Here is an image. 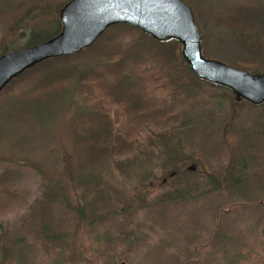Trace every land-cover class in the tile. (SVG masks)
I'll list each match as a JSON object with an SVG mask.
<instances>
[{"label":"rangeland","instance_id":"1","mask_svg":"<svg viewBox=\"0 0 264 264\" xmlns=\"http://www.w3.org/2000/svg\"><path fill=\"white\" fill-rule=\"evenodd\" d=\"M67 1L0 0V52L27 46L30 31L59 20ZM251 1L257 0L185 1L205 57L242 69L234 63L246 53L214 19ZM259 62L255 72L264 73V57ZM83 66L52 78L53 91L36 95L32 87L44 84L27 82L4 100L0 174L12 176L14 192L0 189V264H227L237 255L246 259L238 264H251L255 233H261L253 226L264 223V107L200 80L177 96L184 103L174 116L159 115L160 127L154 118L142 129L129 125L130 154L120 140V155L90 161L71 124L90 109L79 83ZM108 111L118 133L120 115L115 105ZM88 124L81 131L94 130ZM230 128L235 135H226ZM242 131L252 147L239 154L234 145ZM171 149L175 153L167 154ZM232 158H247L238 173L246 182L241 186L228 177ZM249 203L263 206L250 209Z\"/></svg>","mask_w":264,"mask_h":264},{"label":"trees","instance_id":"2","mask_svg":"<svg viewBox=\"0 0 264 264\" xmlns=\"http://www.w3.org/2000/svg\"><path fill=\"white\" fill-rule=\"evenodd\" d=\"M185 1L192 6L196 2H202V0ZM214 20L218 25L227 29L233 41L246 53V58L238 59L234 65L253 72L261 71L257 66L264 57V3L262 0L239 4L230 9L229 14L217 16ZM50 25H53L52 29L49 28L44 32L39 31L40 26L49 27ZM36 27L28 35L27 46L54 36L60 30V22L55 20ZM201 47L204 55L205 47L202 34ZM5 52L7 51L3 50L0 54ZM78 64L84 65L85 68L79 73V83L86 89V102L90 109L88 108L77 117L75 116L71 124L74 133L77 135L76 146L84 149V152L91 159L90 161L99 157L114 159L120 155L121 151L118 149L121 146L120 140H124L126 148L129 147L128 143L131 140L128 137L126 139L125 134L129 125L136 124L137 128H133L134 130L142 129L152 124L153 122H149V120L154 118V122H156L154 124L157 125L155 128L160 127L158 126L161 122L159 115L174 116L175 110L177 108L182 109L181 104L184 103V99L181 97L182 102H180V98L177 96L180 93H190L194 90L192 84H199L202 81L193 75L182 58L181 44L178 41L173 39L157 41L132 25L119 23L108 27L89 47H85L77 53L45 59L14 77L0 91V121L5 111L4 100L7 95L12 93L13 86L19 88L27 82H29L28 84H36L41 80L42 85L44 84L42 88H37L36 85L32 87L36 89L34 91L36 95L38 91H53L54 81L52 78L59 77L65 71H78ZM95 90L101 93V98L97 97ZM113 105H115V112L120 115L118 117L121 119L118 133L113 132L112 124L114 122L111 121L108 111ZM250 107H264V103L261 105L250 103ZM174 118L176 120V115ZM85 122L87 124L92 123L94 130L86 128V131H81L80 125L85 124ZM88 125L90 126V124ZM1 127L0 122V134ZM120 129L125 134H122L124 138H121ZM240 134L242 141H239L238 137L234 145L237 148L236 152L239 154L241 152L249 153L252 147L251 137L245 131L240 132ZM226 135L235 134L230 128L226 131ZM130 151L127 148L124 153L130 154ZM171 153H175V149L167 151V154ZM176 155L169 156L168 160L175 158ZM233 156L235 155L233 154ZM246 159H242L240 161L242 163L234 158L231 159V161H236L234 165L229 166L228 177L231 184L241 186L240 184L246 183L245 179H240L238 175V173L244 172L247 167ZM210 181L214 182L212 178ZM11 184V175L5 172L0 174V189H4L8 195L14 192ZM8 187L11 188L10 191ZM217 188L218 186H215V189ZM4 191H2V195L6 196ZM183 193L187 194V191L184 189ZM183 195L181 194L179 198H182ZM165 197L166 200H170L168 196ZM62 199L64 203L67 200L65 197ZM50 201H54V199ZM247 206L254 209L261 208L263 205L249 203ZM253 228L256 232L259 230L261 233H255L257 238L251 247V254L254 258L251 264H264V223L257 221ZM215 236L223 239V235L217 234ZM242 258L243 256L237 255L234 259L228 260L227 264H238L241 260L245 263L246 259L243 260Z\"/></svg>","mask_w":264,"mask_h":264},{"label":"water","instance_id":"3","mask_svg":"<svg viewBox=\"0 0 264 264\" xmlns=\"http://www.w3.org/2000/svg\"><path fill=\"white\" fill-rule=\"evenodd\" d=\"M60 30L37 44L0 54V91L16 76L48 59L81 51L114 24H129L157 41L176 40L198 79L229 89L236 101L264 103V73L207 58L191 7L183 0H68L59 11ZM193 170L194 165H189ZM119 264H126L120 262Z\"/></svg>","mask_w":264,"mask_h":264}]
</instances>
